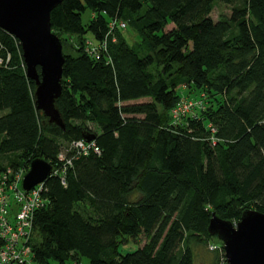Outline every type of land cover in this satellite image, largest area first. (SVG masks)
Listing matches in <instances>:
<instances>
[{
    "label": "trees",
    "instance_id": "16d2710c",
    "mask_svg": "<svg viewBox=\"0 0 264 264\" xmlns=\"http://www.w3.org/2000/svg\"><path fill=\"white\" fill-rule=\"evenodd\" d=\"M220 1L242 5L214 21L215 0H62L50 21L64 55V129L36 110L20 44L0 28V169L37 157L62 166L61 148L88 134L100 149L73 161L66 186L58 175L44 180L34 264H195L218 238L212 214L235 222L247 209L264 212V0ZM112 20L139 40L129 43ZM87 33L98 57L85 49ZM69 38L78 42L66 52ZM181 87L205 104L173 124ZM140 235L143 246L120 251ZM221 256L223 247L206 264H227Z\"/></svg>",
    "mask_w": 264,
    "mask_h": 264
},
{
    "label": "water",
    "instance_id": "95a60500",
    "mask_svg": "<svg viewBox=\"0 0 264 264\" xmlns=\"http://www.w3.org/2000/svg\"><path fill=\"white\" fill-rule=\"evenodd\" d=\"M62 0H0V28L20 44L25 75L34 81L37 111L64 129L56 100L62 91L64 55L59 37L51 30L50 13ZM93 134L84 136L94 140ZM52 165L37 157L30 161L22 178L29 190L51 175ZM210 234L223 242L227 264H264V212L247 209L234 223L212 214Z\"/></svg>",
    "mask_w": 264,
    "mask_h": 264
},
{
    "label": "built area",
    "instance_id": "2783aa9c",
    "mask_svg": "<svg viewBox=\"0 0 264 264\" xmlns=\"http://www.w3.org/2000/svg\"><path fill=\"white\" fill-rule=\"evenodd\" d=\"M109 26L111 29L116 27L123 29L126 22L112 20ZM91 44L93 43L87 41L88 50L86 51L98 57L100 47ZM2 60L0 57V64ZM7 60L8 57L6 62ZM188 101L195 102L197 100L181 97L178 104L171 110L173 124L181 122L184 117L195 115L194 109H200L196 104L191 106ZM187 104L189 105L186 106ZM189 106L191 108L188 109ZM90 151L96 154L100 153L95 140L70 141L61 148L56 157L62 166H58L57 162L54 165L51 164V175H58L61 184L66 186L67 169L72 166L75 159L87 155ZM28 168L29 165L27 168L6 166L0 169V264H34L30 242L33 218L38 209L47 205L48 200L44 196L46 191L44 181L37 183L29 190L22 188V178Z\"/></svg>",
    "mask_w": 264,
    "mask_h": 264
},
{
    "label": "rangeland",
    "instance_id": "374dc122",
    "mask_svg": "<svg viewBox=\"0 0 264 264\" xmlns=\"http://www.w3.org/2000/svg\"><path fill=\"white\" fill-rule=\"evenodd\" d=\"M238 5H242V3H238V4H235V5H230V4H226V3H223L222 1L220 0H215L214 2V6L212 8V11L210 13V17L214 20V21H218L220 20L221 18L223 17H230L233 13V7L234 6H238ZM92 12L90 10H86L83 14H82V20H83V23H87L88 20L90 19V17H92ZM174 25L172 23H168L166 25V27L164 28L165 31H168L170 30ZM121 32L122 34L124 35V37L127 39V41L129 43H133L135 41H138L139 40V37L137 35V33L135 32V30H133L132 28L129 27V25L125 26V28L121 29ZM86 37H88L87 41H90L93 40L91 38V35L90 33H87L86 34ZM86 41V42H87ZM78 42V40L76 38H69L67 42H64L63 44V47H65V51L66 52H70V51H73V49H71L72 47L70 46L71 44H76ZM93 45V44H91ZM98 48V47H96ZM63 49V48H62ZM86 50H88V47L86 45L85 47ZM179 94L181 95V97L183 98H188V99H194L197 98L196 100L197 101H188L189 104H191V106L193 105H198V107L201 109V105L205 104V101L203 99H201V96L203 95L202 93H200L198 91V89H195V91H190L188 90V88H185V87H181L179 88ZM199 93V94H198ZM193 94L195 96H193ZM197 94L199 95V98L196 97ZM149 98H142L138 101H148ZM191 102V103H190ZM189 104H187L186 106H188ZM191 106L188 107L191 108ZM195 112L197 113V108L194 109ZM2 114V112L0 113V115ZM90 128H94L92 124H88ZM4 163H6L7 160H4ZM238 221H235L234 223H236ZM146 242V238H144V236H139L138 238L136 239H132V240H129L128 242H124L122 244H120V251L123 252V253H126V252H131V251H135L137 250L139 247L143 246V244ZM223 247V242L218 239V238H211L209 240V243L207 245V247H204V246H201L199 249V251L197 252V256L195 257V264H206L207 262L210 261L211 259V256L213 254V250L215 249H219L221 250V248ZM219 260V258H216ZM215 259V260H216ZM225 259V257H222L220 258V260L223 262V260ZM225 262V261H224ZM69 264H90L89 263V260L87 258H81L80 261L78 262H75V261H71L69 262Z\"/></svg>",
    "mask_w": 264,
    "mask_h": 264
}]
</instances>
